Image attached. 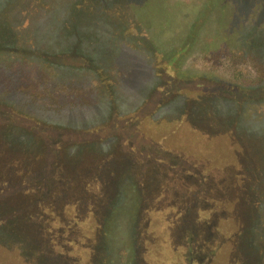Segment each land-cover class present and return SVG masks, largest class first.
Segmentation results:
<instances>
[{
  "label": "rangeland",
  "instance_id": "374dc122",
  "mask_svg": "<svg viewBox=\"0 0 264 264\" xmlns=\"http://www.w3.org/2000/svg\"><path fill=\"white\" fill-rule=\"evenodd\" d=\"M91 177L89 264H138L166 187L190 264H264V0H0V264H63L46 206Z\"/></svg>",
  "mask_w": 264,
  "mask_h": 264
},
{
  "label": "trees",
  "instance_id": "16d2710c",
  "mask_svg": "<svg viewBox=\"0 0 264 264\" xmlns=\"http://www.w3.org/2000/svg\"><path fill=\"white\" fill-rule=\"evenodd\" d=\"M233 56L245 59L252 55L240 52ZM87 185L90 192L87 197H69L65 190L59 197L58 207L46 206L53 217L40 230L42 246L63 264H89L96 255V247L91 242L94 237L91 217L98 210L97 203L106 196L107 186L102 178L92 177ZM171 194L172 190L166 187L160 196L145 197L142 236L137 248L138 264H178L180 259L190 264L185 250L187 244L181 239L192 234L193 226L201 223L205 212L199 209L197 202H189L185 207L178 201L174 207ZM160 248L163 252L158 259L156 254Z\"/></svg>",
  "mask_w": 264,
  "mask_h": 264
}]
</instances>
